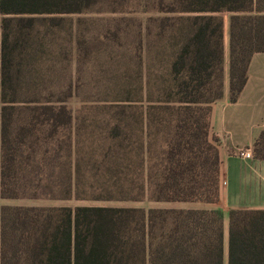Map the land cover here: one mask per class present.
I'll list each match as a JSON object with an SVG mask.
<instances>
[{
  "label": "trees",
  "instance_id": "obj_1",
  "mask_svg": "<svg viewBox=\"0 0 264 264\" xmlns=\"http://www.w3.org/2000/svg\"><path fill=\"white\" fill-rule=\"evenodd\" d=\"M95 1L0 0V197L216 204L219 138L210 135L209 116L223 94L221 13L230 12L234 101L252 54L264 49V0H158L157 11L183 23L170 42L160 94L130 112V103L111 101L118 108L94 125L63 96L20 98L14 54L20 32L39 17L57 24ZM252 150L264 164V129ZM224 241L218 206H0V264H224ZM226 264H264V208L228 210Z\"/></svg>",
  "mask_w": 264,
  "mask_h": 264
},
{
  "label": "rangeland",
  "instance_id": "obj_2",
  "mask_svg": "<svg viewBox=\"0 0 264 264\" xmlns=\"http://www.w3.org/2000/svg\"><path fill=\"white\" fill-rule=\"evenodd\" d=\"M157 2L96 0L83 12L61 14L57 24L43 17L36 19L32 27L20 32L14 54L19 97L54 99L63 96L78 118L93 124L99 122L95 118H110L118 108L115 103L111 104L113 102L130 103V107H125L126 112L144 109L147 95L157 97L160 94V78L169 60L170 42L177 41L179 27L183 24L177 20L176 13L157 11ZM221 14L228 19L230 12ZM165 16H170L171 23L162 30L160 21ZM164 133L162 130L158 137L163 138ZM158 137L151 132L150 139ZM4 203H104L144 207L180 204L148 199H52L43 195L0 197V206ZM226 250L227 239L224 241V264Z\"/></svg>",
  "mask_w": 264,
  "mask_h": 264
},
{
  "label": "crops",
  "instance_id": "obj_3",
  "mask_svg": "<svg viewBox=\"0 0 264 264\" xmlns=\"http://www.w3.org/2000/svg\"><path fill=\"white\" fill-rule=\"evenodd\" d=\"M210 135L219 138V202L177 201L176 207H220L224 238L227 239L228 210L264 208V164L247 158L239 150L250 148L264 129V49L252 54L247 79L236 100L229 98V18H223V94L211 104ZM253 152V150H252Z\"/></svg>",
  "mask_w": 264,
  "mask_h": 264
},
{
  "label": "built area",
  "instance_id": "obj_4",
  "mask_svg": "<svg viewBox=\"0 0 264 264\" xmlns=\"http://www.w3.org/2000/svg\"><path fill=\"white\" fill-rule=\"evenodd\" d=\"M239 154L247 157V158H253V152L250 148H243L239 150Z\"/></svg>",
  "mask_w": 264,
  "mask_h": 264
}]
</instances>
